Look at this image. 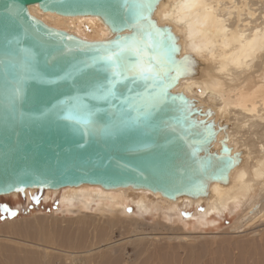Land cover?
<instances>
[{"label":"water","instance_id":"obj_1","mask_svg":"<svg viewBox=\"0 0 264 264\" xmlns=\"http://www.w3.org/2000/svg\"><path fill=\"white\" fill-rule=\"evenodd\" d=\"M31 4L72 16L99 15L114 35L85 40L35 17ZM153 11L156 25L170 29L157 24ZM130 22L124 0H0V198L25 189L58 190L83 183L107 189L133 185L176 197L204 193L212 178L227 179L238 156L231 155L224 141L220 153L210 151L215 136L211 123L201 120L193 130L201 136L189 133L187 140L179 138L183 132L159 130L160 121L173 115L167 110L152 127H137L136 112L126 111L125 105L135 107L138 101L128 104V97L143 93L144 87L130 81L118 82L116 96L107 101L86 95L90 89L83 87L84 81L104 83L110 75L97 62L104 45L115 46L118 37L140 31L128 27ZM179 51L173 55L182 62ZM85 64L93 67L75 72L74 66ZM67 73H73L72 78ZM80 105L93 110L90 123L66 119L70 108L83 114ZM190 109L189 119L199 121L193 116L196 109ZM209 132L214 135L208 143H195Z\"/></svg>","mask_w":264,"mask_h":264},{"label":"bare ground","instance_id":"obj_2","mask_svg":"<svg viewBox=\"0 0 264 264\" xmlns=\"http://www.w3.org/2000/svg\"><path fill=\"white\" fill-rule=\"evenodd\" d=\"M259 4L264 5V0H160L153 11L157 24L168 26L174 33L180 49L177 57L183 60L187 73L171 91L176 95L185 94L190 107L196 109L194 118L211 123L215 130L211 152L220 153L224 141L231 155L238 156L239 161L228 168L226 180L212 178L206 183L204 193L186 192L176 197L146 187L129 185L107 189L88 183L58 190L45 189L46 195L61 194L60 203L65 205L62 209L68 211L70 207L69 210L78 215L81 210L90 209L95 201V212L102 217H106V213L123 215L128 201L142 213L155 209L162 214L175 211L181 215L194 207L192 217L201 221L214 213L221 215L228 207L237 219L230 226L231 231L241 233L245 226L254 225L252 233L263 235L264 146L259 139L264 138V72L260 73L264 71V24H256L257 16L250 21L256 13L254 6ZM29 10L47 24L88 41L109 39L114 35L104 19L96 14L66 15L44 11L39 4H31ZM262 17L264 19V15ZM246 24L251 28L243 29ZM219 171V174L223 172V167ZM36 192V189H25L22 193ZM113 217L106 220L110 230L116 220V216ZM168 237L187 240L195 236ZM26 243L23 240V244ZM27 244L42 248L40 243ZM104 245L112 247L114 244ZM44 249L50 250V247L47 245ZM58 251L69 256L68 264L80 260L81 256L71 250ZM46 254L45 251L43 255Z\"/></svg>","mask_w":264,"mask_h":264},{"label":"rangeland","instance_id":"obj_3","mask_svg":"<svg viewBox=\"0 0 264 264\" xmlns=\"http://www.w3.org/2000/svg\"><path fill=\"white\" fill-rule=\"evenodd\" d=\"M254 8L250 21L257 16L256 24H264V5ZM250 28V24L243 27ZM259 143L264 146V138ZM61 197H49L44 190L1 197L0 219H7L0 222V264H68L69 256L58 251L62 249L81 256L73 264H264V234L252 233L254 225L245 226L241 233L231 231L237 219L228 207L221 215L213 212L201 221L192 217L194 207L181 215L155 209L142 213L128 201L124 214L115 215L110 230L106 220L114 215L100 216L95 201L78 215L70 207L62 209ZM43 208L52 209L46 212ZM177 234L195 237H168ZM23 240L40 243L42 248L23 244ZM47 245L50 250L44 249Z\"/></svg>","mask_w":264,"mask_h":264},{"label":"snow or ice","instance_id":"obj_4","mask_svg":"<svg viewBox=\"0 0 264 264\" xmlns=\"http://www.w3.org/2000/svg\"><path fill=\"white\" fill-rule=\"evenodd\" d=\"M124 2L131 17L128 27L140 31L134 32L130 37H118L114 42L115 46L111 43L104 45L103 54L97 58V62L102 66V70L110 75L104 83L84 81L83 87L86 90L90 89L86 91V95L107 101L109 97L116 96V84L120 81H130L134 86L142 84L143 93L137 92L135 97H128V104H132L133 101H138V104L135 107L125 105L126 111L136 112L133 123L137 127H152L159 113L167 110L173 115L160 121L157 125L159 130L178 135L183 132L184 135H179V138L184 140L188 139L189 133L201 136L199 131L193 130L203 122L189 119L190 101L182 94L172 95L170 92L180 77L187 73L183 68V62H178L174 58L173 54L177 53L179 48L171 30L159 28L151 19V13L159 0ZM115 30L120 32L122 27H116ZM89 67L93 65L74 66V70L77 73H85ZM66 76L72 78L73 73H67ZM128 90L135 91L134 88ZM77 99L79 100V97ZM79 108L83 109V114L75 108H70L66 119L77 124L90 123L94 115L93 110L88 105H80ZM182 124L184 127H181ZM212 135L214 134L209 132L195 143L206 144ZM188 146L191 147L192 143L190 142Z\"/></svg>","mask_w":264,"mask_h":264},{"label":"trees","instance_id":"obj_5","mask_svg":"<svg viewBox=\"0 0 264 264\" xmlns=\"http://www.w3.org/2000/svg\"><path fill=\"white\" fill-rule=\"evenodd\" d=\"M49 205V204H48ZM51 209L52 208H43L42 210H45L46 212H51ZM33 211H37V209H34ZM15 215H13V217H14ZM11 216H8V218H10ZM5 219H7V218H5ZM5 219H0V222H2V221H4Z\"/></svg>","mask_w":264,"mask_h":264}]
</instances>
